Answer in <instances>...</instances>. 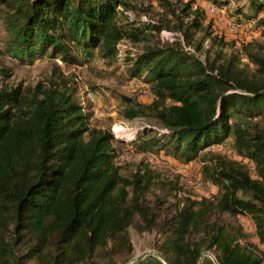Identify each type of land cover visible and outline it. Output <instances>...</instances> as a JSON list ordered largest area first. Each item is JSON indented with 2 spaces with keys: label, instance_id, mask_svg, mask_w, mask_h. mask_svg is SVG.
<instances>
[{
  "label": "trees",
  "instance_id": "16d2710c",
  "mask_svg": "<svg viewBox=\"0 0 264 264\" xmlns=\"http://www.w3.org/2000/svg\"><path fill=\"white\" fill-rule=\"evenodd\" d=\"M154 1L164 12L154 23L130 20L125 12L136 9L130 0H0V9L7 45L18 57L49 53L74 64V47L111 59L121 41L146 45L129 59V71L146 84L151 102L120 96L121 116L151 118L166 133L163 139L143 133L131 145L188 164L231 139L237 159L212 151L201 157L205 180L220 193L203 198L177 189L175 214L163 219L159 203L152 207L145 199L154 185L151 173L129 178L120 172L116 140L89 127L73 87L49 82L24 94L1 86L0 264H117L130 255L126 231L133 225L163 236L168 264H198L204 252L218 264H264L239 244L241 230L222 220L251 216L264 245V128L242 122L264 116V55L249 52V43L240 46L254 71L240 67L235 53L218 51L203 62L188 50L203 49L205 39H196L203 12L192 0L180 6L182 0ZM249 2L256 13L264 9V0ZM257 26L264 30V17ZM164 29L182 42L148 45ZM223 42L219 33L210 37L211 46Z\"/></svg>",
  "mask_w": 264,
  "mask_h": 264
},
{
  "label": "rangeland",
  "instance_id": "374dc122",
  "mask_svg": "<svg viewBox=\"0 0 264 264\" xmlns=\"http://www.w3.org/2000/svg\"><path fill=\"white\" fill-rule=\"evenodd\" d=\"M130 1L136 5L135 10L125 12L130 20L154 23L164 14L163 9L154 0ZM170 1L175 4L178 0ZM186 1L189 0H182L181 3L176 5L180 6ZM192 1L193 9H200L204 16L203 29L196 34V39L204 38L205 40L201 51H196L194 47L188 48V50L203 62L206 61L207 57L214 58L218 51H221L225 56L235 53L241 59L240 67H247L250 71H254L253 64L241 54L240 46L249 43V52L264 55V30L262 31L261 28L256 27L259 19L264 17V9L256 13L250 7V0H218L217 3L212 0ZM207 3L221 10L220 13L215 15L216 18L230 20L244 26V35L236 39L227 35L221 24H215L207 9ZM232 16H240L242 19L250 20L240 23L235 21ZM254 19H258L257 23L248 28V23ZM3 21L4 13L1 8L0 87H19L24 94L38 85H46L49 82L58 84L64 81L68 86L73 87L76 92L75 96L84 108L83 113L87 115L89 127L102 132L108 131L116 140L112 142L113 161L119 167L120 172L129 178L136 173L143 174L145 171L151 173L154 185L145 199L152 207L159 203L161 218L168 220L175 214L179 203L174 194L177 189L184 195L200 196L199 189L195 187V184L197 182H208L202 172L203 162L201 157L205 152H217L224 156H230L232 159H237V157H233L231 139L206 149L197 159L188 164L180 163L178 160L166 156L164 152L149 155L135 150L131 142L143 133L153 132L159 139H163L164 133H166V130L151 118L125 120L121 116L120 96L135 98L144 105L149 104L152 99L146 84L137 78H133L129 71L131 68L129 59H135L136 55L142 52L146 46L143 43L133 45L125 40L121 41L117 46L118 54L111 59L102 58L97 49L82 51L74 47L72 51L77 60L74 64H65L59 58H51L49 53L41 56L29 57L24 55L18 57L9 50ZM207 33L210 34L209 37L206 35ZM216 33L223 35L225 42L211 46L210 37ZM174 40L182 42L180 34L164 29L158 35L154 34L148 45H157V43L163 45ZM242 122L245 125L247 123H258L264 128V116L242 120ZM114 132L118 135L114 136ZM249 166L251 165L249 164ZM215 186L218 189L217 194H219L220 187ZM222 220L232 228L241 230L243 236L239 238V244L253 250L264 263V245L259 243L254 219L249 215H238L236 217L224 215ZM126 232L131 252L127 258L124 256L117 258V264H127L136 256L146 252L155 251L162 254L160 247L163 236L156 231L141 232L133 225ZM124 259H126L125 263H123ZM97 262L99 264L105 263L99 260ZM202 263L213 264L212 259L208 256L203 258ZM138 264L162 263L153 256H147Z\"/></svg>",
  "mask_w": 264,
  "mask_h": 264
},
{
  "label": "built area",
  "instance_id": "2783aa9c",
  "mask_svg": "<svg viewBox=\"0 0 264 264\" xmlns=\"http://www.w3.org/2000/svg\"><path fill=\"white\" fill-rule=\"evenodd\" d=\"M207 9L209 10V13L211 14V17L213 18L215 24L217 25H222V29L225 31V33L234 39L240 38L244 35V26L241 24H237L233 21L230 20H224L220 18H216V14L220 13L221 10L217 9L214 5L207 3ZM258 19L252 20L249 25H247L248 28L253 27L257 23ZM118 135L116 132H114V136ZM233 157H236L235 155ZM195 187H198V193L200 196L198 197H203V198H211L217 195L218 189L215 185L211 183H196Z\"/></svg>",
  "mask_w": 264,
  "mask_h": 264
},
{
  "label": "water",
  "instance_id": "95a60500",
  "mask_svg": "<svg viewBox=\"0 0 264 264\" xmlns=\"http://www.w3.org/2000/svg\"><path fill=\"white\" fill-rule=\"evenodd\" d=\"M147 256H153V257H155L156 259H158L162 264H168V262L166 261V259L164 258V256H163L161 253H159V252H155V251H153V252H146V253L140 254V255L136 256L135 258H133V259H132L129 263H127V264H138L139 262H141V261H142L144 258H146ZM205 256L210 257V258L212 259L213 264H218L216 258H215L212 254L207 253V252L202 253V255H201V257H200V259H199V261H198V264H201V263H202L203 258H204Z\"/></svg>",
  "mask_w": 264,
  "mask_h": 264
}]
</instances>
